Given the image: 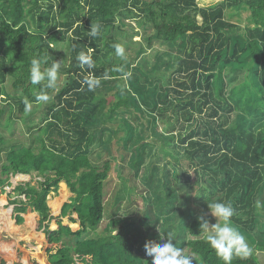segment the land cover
<instances>
[{
  "label": "trees",
  "instance_id": "obj_1",
  "mask_svg": "<svg viewBox=\"0 0 264 264\" xmlns=\"http://www.w3.org/2000/svg\"><path fill=\"white\" fill-rule=\"evenodd\" d=\"M227 11L247 12L249 26L242 29L226 20ZM131 15L140 16V27L153 32L146 37L149 44L167 47L154 55L148 69L142 58L136 66L115 54L116 34L124 31ZM95 25L99 33L92 37L89 31ZM56 42L66 43L65 54L53 51ZM89 49L94 66L81 68L77 56ZM34 58L43 61L42 70L60 62L57 78L63 76L62 85H33L29 74ZM86 78L98 80V86L90 90ZM247 83L259 91V112L254 100L246 103L239 94L250 92ZM109 91L110 103L103 97ZM40 95L48 99L39 100ZM0 104V117L8 112L9 124L20 121L28 140L22 144L0 135V152L5 151L0 188L9 175L36 173L43 180L19 184L10 195L17 225L23 223L21 214L27 208L39 216L44 241L28 251L42 255L41 264H139L141 257L150 264L146 238L129 240V223L123 213L120 216L131 207L122 187L124 167L115 168L121 184L108 179L111 145L103 146L106 159L101 165L91 161L93 146L102 137L121 130L131 141L134 126L125 114L137 124L146 122V128L151 123L166 139L165 147L178 155L176 164L182 157L194 169L198 185L204 183L193 198L198 208L188 206L186 195L170 210L159 203L163 218L179 224V234L175 228L164 229V242L166 235L173 236L192 264H223L205 242L200 225L210 218L205 215L208 203L224 202L234 209L232 226L253 242L247 240L254 254L264 253V0H0ZM42 105L41 115L33 119ZM111 122H117L118 129L112 131L107 126ZM158 122L166 124L163 130ZM122 149L119 141L117 156L125 163ZM128 161L136 176L143 160L132 153ZM64 182L69 201L54 217L47 202L56 198L49 193L59 184L63 190ZM181 186L186 188L187 182ZM4 205L0 198V216L13 223L11 209ZM65 217L68 226L60 220ZM53 220L56 230L50 229ZM116 223L115 235L84 238L98 226L107 233ZM160 236L156 234L155 243H164ZM67 237L75 238L72 246L64 242ZM252 253L243 259L234 256L232 264H260Z\"/></svg>",
  "mask_w": 264,
  "mask_h": 264
},
{
  "label": "rangeland",
  "instance_id": "obj_2",
  "mask_svg": "<svg viewBox=\"0 0 264 264\" xmlns=\"http://www.w3.org/2000/svg\"><path fill=\"white\" fill-rule=\"evenodd\" d=\"M247 17L248 14L245 11L236 13L227 11L225 13L226 20L233 22L242 29L249 26ZM141 20L142 19L140 16L134 17V15H131L129 18H127L128 23L124 28L125 32L121 31L120 33H117L116 38L118 44H120L124 48V57L122 59L127 61L132 60L134 63L133 65L138 66V63L142 58V65L148 69L153 64L154 55L165 53L167 47L161 42L156 41H153L151 44H149L146 37L151 36L153 32H151L150 30L144 31L140 27V23H142L140 22ZM66 46V43L56 42V44H54L52 48L56 54H65ZM137 51L142 52L139 58L135 56ZM108 53L113 54L112 51H109ZM117 58L120 60L121 57L117 56ZM173 68L174 67H171V69ZM167 72H169V70L166 69V73ZM239 81H241L240 77L237 82ZM245 81H247V77L245 78ZM62 82L63 76L57 78L56 83L58 87L62 85ZM238 86L241 87L242 83ZM247 86H250V92H242L240 90L239 94L244 95L243 98L245 99L244 101L246 103L248 102L247 99L254 100V104H252L255 105L254 108L259 112L262 109L259 105L263 104L262 100H260L259 96H257V93H259V91H257L258 89L254 88L253 85H250V83H247ZM103 94V97L106 98L108 103L113 100V91H109L108 93ZM0 107H3V105L0 104ZM42 108L43 105L42 107L40 106V108L35 110L36 116H34L33 119H38V117L41 115ZM170 114V112H167V115ZM7 116L8 112H5L0 117V135L6 140H20L22 144H27L28 140H25L24 137V126L20 121L15 120L14 118V121L9 124V121H7ZM125 116L134 126L133 128V126L131 125L133 129L129 131L131 136H133L131 141H127V138L123 137L126 134L124 133L125 131L122 132L121 130L119 133H112L110 135L111 140H109L110 136L102 137V141L100 140L96 142L93 146V153H98V156H93L92 153L91 161L94 165H101L102 161L106 159V156L104 155L105 153H103V146L105 145L110 147L111 145V154L114 156H110L111 163L108 173V179L112 178L116 185L121 184L123 181H119V178L117 177L118 172L115 170V168L117 164V168L119 171L122 169V167H124L125 177L126 175L127 177L124 179L122 187L125 189V194L127 195L126 197L131 207L128 208L126 206V208L123 210L122 218L127 219V223H129V225L127 226V235L128 239L130 238L129 240L132 241L136 240L137 238L136 241L140 242L143 236L144 239L146 238V242H155L154 237L156 236V234L164 236V229L167 228H169L170 230L175 228L176 231H174L176 232V234H179L177 232V226L179 224L174 225V220L171 219V221H168L167 219H164L163 217H165L166 214H163L159 211L158 205L159 203H161L164 208L170 210L171 205L178 203L181 196L186 195L184 196V198L188 200L190 199V201L188 202V206H190V208H198L197 206H199V201L194 200L193 198L198 191L199 185H203L204 183L199 181L198 185V178L195 175L194 169L190 167L186 161H183L182 157L179 158L180 160L176 164L178 155L175 156V152L173 151L172 147H165L166 139H164V137L161 135L162 133L157 132L155 128L153 129L154 126L151 123L148 125L147 129L146 122H138L137 124L135 121H133L132 116H129L127 114H125ZM146 118L151 120L150 117ZM164 125L166 124L158 122L157 126L160 130H163ZM107 126L112 128V131L118 129L117 122H111ZM123 129L127 130L126 127H123ZM139 138H142L141 142L136 143ZM119 141H121V147L126 151L122 153L120 152V157L121 155L122 157L127 155L125 163L122 162V158H118L119 156H117L116 147ZM99 142H102V144H100ZM165 150H170L174 154H172V156L170 155L171 157H166L163 154ZM132 153L136 155V158L139 157L143 160L142 167L139 170L140 172L136 176L134 171L135 166H130V163L128 161V158H130ZM181 153L182 151H180L179 154ZM100 157L102 158L100 159ZM4 158L5 151L2 150L0 152V169L2 164L4 163ZM168 162H170V164L167 166L166 163ZM167 172L170 173L169 176H167ZM184 175H187L189 177V180L187 178L185 179L186 176L184 177ZM20 176L22 175H9L7 177L8 180L5 185L0 188V198H3V200L5 201V209L12 208V206H10V200L12 199L10 198V195H12V191L17 185L25 183L35 184L36 181H43L40 177H37L36 173H31L30 175L23 177ZM0 179H5V176H3L1 173ZM184 182H187V186L186 188H181V184H183ZM7 185L9 186V188L7 187ZM60 188L61 186L59 184L57 190L49 193L51 194L53 199H57L50 203V205L47 202L50 214L54 217L60 215V208L64 203H68L70 197L67 186H64V189L66 191H63L64 189L60 190ZM12 215L13 210L10 213V220H12L13 223H7L5 219L0 216V264H41L42 255L36 257V255H31L28 251L33 249L32 246L35 243L44 241L42 230H38V214L32 211L30 208H27L26 212L24 214H21V217H23L24 221L20 225H17L15 223ZM205 215L210 217L208 218V222L210 225L216 222V219L210 215L209 211H206ZM60 220L64 225H70L68 217L62 218ZM162 221H164L163 226ZM27 223L30 237L26 235L28 237L26 240H20L21 238L18 239L17 236L14 238L13 234L15 232H13V230L9 228L13 227V229H17L18 227H23L24 225L27 226ZM118 224L119 223H116V225L114 227H111V229L118 228ZM50 229H57L56 220L50 222ZM102 235L106 236L107 234H103L100 232V230H98L97 232L93 233L89 232V234L84 235V238H97ZM74 241V237L64 238V242L69 246H72ZM161 241L164 242V239H161ZM248 241L247 243L252 250L251 252H253L252 254L258 259L260 264H264V253L256 252V254H254L253 247L250 245V243L253 245V242L250 240L249 243ZM144 262L145 259L143 257L139 258V264H143Z\"/></svg>",
  "mask_w": 264,
  "mask_h": 264
},
{
  "label": "clouds",
  "instance_id": "obj_3",
  "mask_svg": "<svg viewBox=\"0 0 264 264\" xmlns=\"http://www.w3.org/2000/svg\"><path fill=\"white\" fill-rule=\"evenodd\" d=\"M98 33L99 25L92 26L89 35L95 37ZM113 47L116 55L123 58L124 48L120 44H115ZM91 51L92 49H89L88 53L82 51L78 54L77 60L81 68L87 67L90 69L94 66V61L89 54ZM42 63L43 61L39 58L32 59L29 74L30 82L33 85H37L47 81V86L51 87L57 80L61 64L55 61L50 67L42 70ZM85 83L91 90L98 86L99 81L86 78ZM38 99L46 101L48 97L47 95H40ZM207 207L216 222L210 225L207 220H204L200 225V231L210 249L215 252L223 264H232L234 256L241 259L249 256L251 248L245 236L231 224V218L234 215V209L231 204L212 202L208 203ZM161 239H165L164 236H161ZM173 241V236L166 235L164 243L146 242L144 249L146 255L150 258V264H192V260L185 254L184 248L177 247ZM145 264H149V261H145Z\"/></svg>",
  "mask_w": 264,
  "mask_h": 264
},
{
  "label": "crops",
  "instance_id": "obj_4",
  "mask_svg": "<svg viewBox=\"0 0 264 264\" xmlns=\"http://www.w3.org/2000/svg\"><path fill=\"white\" fill-rule=\"evenodd\" d=\"M62 182H63V181H62ZM64 186L66 187L65 182H64ZM60 190H61V188H60ZM64 190H65V189H64ZM64 190H63V191H64ZM66 195H67V194H66ZM66 195H65V196H66ZM62 196H63V195H62ZM56 199H57V198H56ZM60 210H61V208H60ZM60 210H59V211H60ZM122 213H123V211L120 213V216H121ZM26 225H27V226H25V225L23 226V232H22V233H19V232L17 231L18 228H20V227H18L17 230L15 231V233L13 234V237L15 238V237L17 236L18 239H20L21 237H24V236H26V235H27L28 237H30V235H29L30 232H29V228H28V223H27ZM9 229H12V230H13V227H10ZM14 229H15V228H14ZM98 230H100L101 233H103V234H107V235H108V234L115 235V234L117 233V230H116L115 228H112V229H111V227H110V231H109V232L104 233V232L102 231V229H101L99 226H98V228H97L95 231H91V233H93V232H97ZM23 234H25V235H23ZM27 236H26V237H27ZM102 236H103V235H102ZM28 237H27V238H28ZM103 237H104V236H103ZM20 240H21V239H20ZM31 241H32V240H31Z\"/></svg>",
  "mask_w": 264,
  "mask_h": 264
},
{
  "label": "bare ground",
  "instance_id": "obj_5",
  "mask_svg": "<svg viewBox=\"0 0 264 264\" xmlns=\"http://www.w3.org/2000/svg\"><path fill=\"white\" fill-rule=\"evenodd\" d=\"M20 177H23V176H20ZM65 191V190H64ZM17 229H13V232H15ZM19 233H22L23 232V227H20L18 228L17 230Z\"/></svg>",
  "mask_w": 264,
  "mask_h": 264
},
{
  "label": "water",
  "instance_id": "obj_6",
  "mask_svg": "<svg viewBox=\"0 0 264 264\" xmlns=\"http://www.w3.org/2000/svg\"><path fill=\"white\" fill-rule=\"evenodd\" d=\"M13 210V207L11 208V211Z\"/></svg>",
  "mask_w": 264,
  "mask_h": 264
},
{
  "label": "built area",
  "instance_id": "obj_7",
  "mask_svg": "<svg viewBox=\"0 0 264 264\" xmlns=\"http://www.w3.org/2000/svg\"><path fill=\"white\" fill-rule=\"evenodd\" d=\"M7 187L9 188V186L7 185ZM23 198V197H22Z\"/></svg>",
  "mask_w": 264,
  "mask_h": 264
}]
</instances>
